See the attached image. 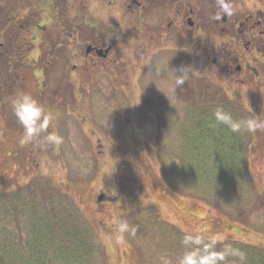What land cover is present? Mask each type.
Listing matches in <instances>:
<instances>
[{
    "label": "rangeland",
    "instance_id": "obj_1",
    "mask_svg": "<svg viewBox=\"0 0 264 264\" xmlns=\"http://www.w3.org/2000/svg\"><path fill=\"white\" fill-rule=\"evenodd\" d=\"M67 3L73 32L57 17L60 7L57 13L41 3L43 27L19 29L12 40L21 50L0 68L19 70L11 99L33 94L56 115L64 138L58 150L21 144L11 99L3 103L0 264H177L184 248L176 228L223 236L217 248L228 244L246 254L247 264H264V130L233 133L213 115L221 106L237 119L264 120V52L246 84L213 61L230 50L220 29L210 48L195 50L187 38L186 49L169 43L143 54L126 42L87 65L85 14L92 34L105 15L120 28L131 19L109 0H92L89 10L86 0ZM254 3L264 7V0ZM15 6L19 22L30 10ZM0 20L1 28L6 17ZM184 67L187 81L174 89L175 70ZM0 78L7 81L6 73ZM100 194L111 199L99 201ZM116 219L137 229L123 244L115 241Z\"/></svg>",
    "mask_w": 264,
    "mask_h": 264
},
{
    "label": "flooded vegetation",
    "instance_id": "obj_2",
    "mask_svg": "<svg viewBox=\"0 0 264 264\" xmlns=\"http://www.w3.org/2000/svg\"><path fill=\"white\" fill-rule=\"evenodd\" d=\"M86 1L89 10L93 2ZM109 4H116L117 8L119 5L122 19L130 18L131 24L125 28H120V25L115 23L110 25L105 15L94 25L92 34L87 26L90 15L86 13L87 46L84 58L87 65L110 58L118 49L124 50L126 42H129L126 49L131 47L133 53L141 51L143 54H148L149 50H163L169 43H176L177 49H174L177 51L182 50L181 45L186 49L187 38L189 46L195 50L200 49L203 44L210 48L207 43L211 41L217 44L220 29L228 37L230 50L224 60L214 58L213 61L219 62L218 65L221 64L223 70L237 83L246 84L252 75L258 72L256 63L264 52V7L258 8L254 13L244 10L231 18L225 17L222 19L224 24L218 28L217 23L221 20L211 18L217 11L215 0H109ZM214 24L215 29H207ZM42 27L40 22L35 26ZM207 30L209 32L204 33ZM94 34L95 38L92 37ZM47 40H50V37L45 36L42 39ZM53 47H56L55 42Z\"/></svg>",
    "mask_w": 264,
    "mask_h": 264
},
{
    "label": "clouds",
    "instance_id": "obj_3",
    "mask_svg": "<svg viewBox=\"0 0 264 264\" xmlns=\"http://www.w3.org/2000/svg\"><path fill=\"white\" fill-rule=\"evenodd\" d=\"M215 7L217 11L212 14L211 18L216 21L225 17L231 18L244 10L253 13L258 10V5L254 3V0H241L239 4L236 0H215ZM186 70L190 68H181L179 75L175 70L174 89L183 87L187 81ZM10 105L17 122L23 129L19 138L21 144L41 142L46 146H54L57 150L64 144L63 136L54 127L56 115L47 110L33 94L21 91L13 96ZM213 115L216 125L226 126L233 133L255 134L259 130H264V120H257L254 117L237 119L222 107H217ZM50 127L53 128L51 132L48 131ZM116 167L117 163L110 173L105 174L113 173ZM114 224L116 243L123 244L127 236H135L137 229L129 221L116 219ZM223 240V236L205 234L199 229L185 230L181 241L184 251L179 256L177 264H228L230 257L236 258L234 264H247L246 254L239 249L228 244L217 248Z\"/></svg>",
    "mask_w": 264,
    "mask_h": 264
},
{
    "label": "trees",
    "instance_id": "obj_4",
    "mask_svg": "<svg viewBox=\"0 0 264 264\" xmlns=\"http://www.w3.org/2000/svg\"><path fill=\"white\" fill-rule=\"evenodd\" d=\"M25 3V5L23 4ZM43 3L42 6H48L49 8L51 7L53 9V11H57L55 9H58V7H60V12L62 13V15L60 14V16L57 17L60 18L61 21H63V25L65 28H67L68 32H73L71 25L68 24V22H66V20L68 19V14H69V10L70 7L67 3V0H0V19L6 17V20H3L5 22H3L2 27L0 28V32L3 31L5 32V35H7L6 41L0 43V68H4L7 65L8 61H13V55L14 53H19L18 50L20 46H18V41L16 42V40L13 42V38L18 37L16 36V34L18 33V30L21 28H25L29 29L31 27L37 26V24L40 22L41 20V7H39V5ZM21 8H28L30 10V12L28 13V15H26V17L23 18V20H20L19 22H17V20L20 19V15H18L15 13V9L18 8V6L15 5H21ZM14 11V12H13ZM59 11H57L58 13ZM59 12V13H60ZM21 14V12H19ZM26 13V12H24ZM55 19H57L55 17ZM1 21V20H0ZM60 23V24H62ZM80 23V22H79ZM59 24V23H57ZM59 24V25H60ZM18 28V29H17ZM64 28V29H65ZM24 29V30H26ZM80 29V28H79ZM30 31V30H29ZM21 39V38H18ZM16 50V51H15ZM25 55V54H24ZM23 55V56H24ZM24 59L27 58V56L23 57ZM17 68L24 66V63L20 62L18 64H16ZM17 71V70H16ZM15 69H11V67L6 68V75H7V81L4 80L2 84H0V112L2 111V106L3 103L8 102L9 99H11V95L13 92V85L10 83L14 78V81L18 78V71L16 72ZM3 71L0 72V76H3ZM1 80V78H0ZM10 84V85H9ZM9 85L11 89V91L8 90L7 86ZM224 104V103H223ZM221 104V105H223ZM215 105V104H213ZM221 107V106H220ZM156 217V215H155ZM159 217H157L158 219ZM176 231L182 234V238L184 233L181 232V230H179L178 228H176ZM182 241V240H181ZM219 245V244H218ZM182 243H181V247H182ZM184 250V249H183Z\"/></svg>",
    "mask_w": 264,
    "mask_h": 264
},
{
    "label": "water",
    "instance_id": "obj_5",
    "mask_svg": "<svg viewBox=\"0 0 264 264\" xmlns=\"http://www.w3.org/2000/svg\"><path fill=\"white\" fill-rule=\"evenodd\" d=\"M106 51H108V50H106ZM104 198H105L104 195H100V196H99V199H100V200H102V199H104Z\"/></svg>",
    "mask_w": 264,
    "mask_h": 264
}]
</instances>
